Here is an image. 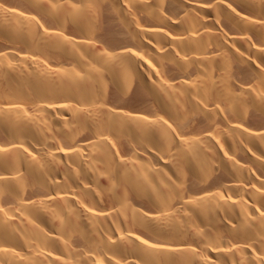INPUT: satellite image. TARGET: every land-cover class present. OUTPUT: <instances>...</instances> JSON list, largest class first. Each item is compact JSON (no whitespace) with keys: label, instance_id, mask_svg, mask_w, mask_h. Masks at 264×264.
Listing matches in <instances>:
<instances>
[{"label":"bare ground","instance_id":"6f19581e","mask_svg":"<svg viewBox=\"0 0 264 264\" xmlns=\"http://www.w3.org/2000/svg\"><path fill=\"white\" fill-rule=\"evenodd\" d=\"M0 264H264V0H0Z\"/></svg>","mask_w":264,"mask_h":264}]
</instances>
